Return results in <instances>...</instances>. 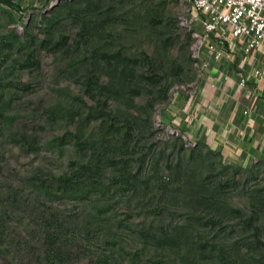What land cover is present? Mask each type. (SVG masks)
Masks as SVG:
<instances>
[{"label": "rangeland", "instance_id": "rangeland-1", "mask_svg": "<svg viewBox=\"0 0 264 264\" xmlns=\"http://www.w3.org/2000/svg\"><path fill=\"white\" fill-rule=\"evenodd\" d=\"M15 1L21 9L0 2V40L11 36V28L20 34L30 28L38 33L46 25L45 0ZM89 2L99 5L93 17L100 18L87 43L97 48L96 56L82 52L72 60L70 55L61 57L49 48L35 65L24 66L22 60L12 64L16 52L1 63L0 89H9L13 96L7 93L0 98L4 107L0 115V178L16 187L36 171L61 173L69 163L68 153L58 155L43 146L45 138L61 132L69 123L71 113L59 107L71 103L80 110L79 118H85L92 104L86 88L95 93L114 90L110 100L100 99L106 100V109L114 110L117 105L127 109L113 118L117 124L126 128L130 118H135L148 119L154 126L150 132L138 124L129 140L131 146L134 140L139 145L130 154L133 162L140 154L139 147L149 151L140 168L148 186L122 194L106 218L115 217L116 223L123 219L126 226L117 229L114 224L112 230L104 228L86 247L80 243L73 264H89L98 254L118 256L117 250L126 256L121 264H130L127 250L141 251L142 264H186L197 252L204 264H264V162L252 168L228 162L180 130L175 121L176 101L190 94L205 71L194 52V29L183 23L189 4L183 0H80L76 6L81 8ZM58 18L59 23H68L72 15L67 10L56 14ZM74 27H69V32L75 31ZM159 31L168 37L159 38ZM43 35L40 32L38 39ZM149 37L158 39L160 45L154 49ZM146 46L151 49L145 55L142 50ZM147 55L154 58L153 64L146 60ZM5 100H9L6 105ZM102 118V112H97L93 124ZM15 131H38L42 148L22 149L13 138ZM75 204L62 201L56 206L63 210L72 207V213L80 211L82 215L87 212V206ZM173 207L177 209L173 222L190 220L189 226L174 231L179 235L175 242L169 241L172 249L155 248L157 238L146 236L142 230L152 224V232L159 234L163 224L169 233L171 228L165 222L172 216ZM22 216L10 218L9 235L0 239V264H21L13 253L16 245H22L18 239L27 238V228L32 224L29 216ZM124 229L128 232H122Z\"/></svg>", "mask_w": 264, "mask_h": 264}, {"label": "trees", "instance_id": "trees-1", "mask_svg": "<svg viewBox=\"0 0 264 264\" xmlns=\"http://www.w3.org/2000/svg\"><path fill=\"white\" fill-rule=\"evenodd\" d=\"M79 1L61 0L53 9H46L44 16L47 17V20L45 27L40 31L44 32L41 40L38 39L40 32L35 33L33 28L27 29L26 34H20L12 28L9 29L11 36L5 38L7 39L5 41L0 40V50H2L0 66L9 56L12 57L14 52L18 53V56L13 57L12 64L16 65L21 60L24 66L38 64L40 54L44 49L49 48L55 49L61 57L70 55L72 60L82 52H90L92 56H96L97 48L89 47L87 43L93 36L96 23L100 18L93 17L95 8L99 5L89 2L80 8L76 6ZM0 2L18 10L21 9V5L15 0H0ZM67 10L71 13L72 20L68 23H59L60 20L56 19V14L60 15ZM71 26H75V31L69 32L68 28ZM157 34L161 39L162 35L164 40L168 37H165L164 33L160 31ZM154 39H151V42L155 49L160 44L157 42L158 39ZM149 49L151 46H146L142 52L145 55L149 54ZM146 60H150L151 64L154 63V58L151 56L147 55ZM112 91L114 90L95 93L90 87L86 88L85 94L89 99L91 98L92 104L90 110L85 113V118H79L80 110L76 109L73 104L71 106V103L67 106L61 104L59 107V110L65 109L71 113L69 123L61 132L45 138L43 146L58 155L68 153L69 163L61 173L49 172L44 175V173L36 171L16 187L13 186V183L0 178V239L9 235L7 229L10 226V218L14 214L20 217L26 214L32 220L31 226L26 231L27 238L18 239V243L22 245H16L13 253L17 259H20L21 264H73L77 255L76 247L80 243L81 246L86 247L87 243L92 241L97 234H101L104 228L112 230L114 224L117 229L122 225L126 226L123 219H118V223H116L113 221L115 217L112 220L111 217L106 218L108 212L118 205L122 194L127 189L135 192L138 187L148 186V183H144L145 180L140 176V168L149 151H142L139 147L137 150L140 154L138 153L137 159L133 162L130 154L133 153L132 150L135 152L136 146L139 145L134 140L135 143L131 146L129 140L138 124H143L145 130L149 129L150 132H153V124L148 122V119L135 118H130L126 128L117 124L113 118L123 114L127 109L118 105L114 110L106 109V100L100 99V96H103L104 99L110 100ZM164 91L165 97L167 90ZM7 93L13 96L9 89H0V98ZM3 102L6 105L9 100ZM3 110L4 107L0 101V115L3 114ZM55 111L53 109L50 113L52 117L55 116ZM97 112L103 114L98 125L93 124V118ZM8 122L11 124V121ZM13 136L21 143L22 149L37 151L42 148L39 145L41 137L38 131L35 133L23 131L20 134L19 131H15ZM253 166L254 164L247 168ZM1 168L0 158V174ZM62 201L68 202L72 206H76V202L81 203L88 210L84 216L80 211L72 213L74 211H72V207L64 208L66 210L57 208L56 204ZM174 212H177V209L173 207L172 216L169 221L165 222L171 228L169 233L167 229L163 228V224L160 225L162 230L159 231V234L152 232V224L142 230L146 236L157 238V246L153 247L161 246L162 249L173 247L169 246V241L175 242L179 235L174 231L189 226L190 220L174 223ZM122 232L128 231L124 229ZM121 249L123 250L124 246H121ZM174 249L179 250V246ZM12 250L13 248L10 249V251ZM38 250L43 251L37 253ZM117 252L118 256L107 253L98 254L89 264H121L126 256L120 250ZM140 252L139 250H127L130 264H142ZM200 252L204 254V247ZM197 253H195V258L189 259L186 264H204V260L197 258ZM29 254L31 256L33 254L34 257L30 258Z\"/></svg>", "mask_w": 264, "mask_h": 264}, {"label": "crops", "instance_id": "crops-1", "mask_svg": "<svg viewBox=\"0 0 264 264\" xmlns=\"http://www.w3.org/2000/svg\"><path fill=\"white\" fill-rule=\"evenodd\" d=\"M200 82L175 104L180 130L216 150L226 161L249 167L264 162V75L258 54L226 47ZM247 78L246 84L240 78Z\"/></svg>", "mask_w": 264, "mask_h": 264}, {"label": "built area", "instance_id": "built-area-1", "mask_svg": "<svg viewBox=\"0 0 264 264\" xmlns=\"http://www.w3.org/2000/svg\"><path fill=\"white\" fill-rule=\"evenodd\" d=\"M47 7L57 0H45ZM189 15L183 23L194 29V52L208 68L225 56L227 46L258 54L261 65L256 74L264 75V0H183ZM245 76L240 78L246 84Z\"/></svg>", "mask_w": 264, "mask_h": 264}, {"label": "water", "instance_id": "water-1", "mask_svg": "<svg viewBox=\"0 0 264 264\" xmlns=\"http://www.w3.org/2000/svg\"><path fill=\"white\" fill-rule=\"evenodd\" d=\"M60 1H61V0H57L55 3H53L52 5H50L49 7H47V9L56 6Z\"/></svg>", "mask_w": 264, "mask_h": 264}]
</instances>
